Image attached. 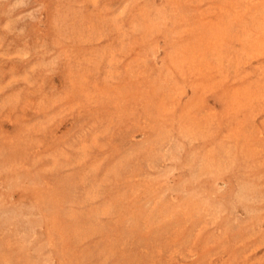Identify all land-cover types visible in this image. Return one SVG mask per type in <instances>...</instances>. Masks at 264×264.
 Returning a JSON list of instances; mask_svg holds the SVG:
<instances>
[{
    "label": "rangeland",
    "instance_id": "1",
    "mask_svg": "<svg viewBox=\"0 0 264 264\" xmlns=\"http://www.w3.org/2000/svg\"><path fill=\"white\" fill-rule=\"evenodd\" d=\"M0 264H264V0H0Z\"/></svg>",
    "mask_w": 264,
    "mask_h": 264
}]
</instances>
